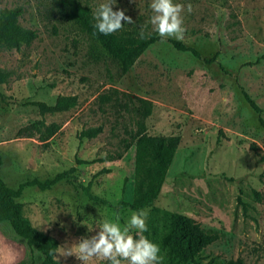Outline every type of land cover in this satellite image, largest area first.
Masks as SVG:
<instances>
[{
	"label": "rangeland",
	"instance_id": "obj_1",
	"mask_svg": "<svg viewBox=\"0 0 264 264\" xmlns=\"http://www.w3.org/2000/svg\"><path fill=\"white\" fill-rule=\"evenodd\" d=\"M80 1L93 13L104 2ZM175 2L183 5V38L162 37L123 74L54 0H2L0 11L26 7L20 24L37 30L38 38L20 50L0 49V68L11 73L8 83L0 85V176L18 189L34 179L44 182L77 169L76 179L46 191L26 186L18 199L35 228L67 247L82 236L95 235L105 218L119 216L122 224L130 218L133 210L118 204L135 197L137 142L125 148L134 134L178 137L160 195L142 209L147 212L143 235L159 246V264L169 261L163 236L172 213L191 217L218 235L196 257L198 264L238 258L264 264V130L240 89L262 108L264 117V0ZM150 3L117 0L114 10H125L133 23L122 21L116 33L159 35L150 22ZM169 39L196 49L204 59L218 54L217 62L207 64L179 52ZM61 95L77 96L78 105L44 117L28 105L53 104ZM101 95L110 101L102 104ZM142 106L150 109L146 118L139 111ZM41 119L61 127L48 144L38 135H18ZM98 126L103 132L97 137H80L83 130ZM79 184L106 203L91 200ZM137 231L133 229V235ZM8 241L0 232V264H5ZM62 255L57 250L60 264H81L75 256ZM88 264L104 262L94 258Z\"/></svg>",
	"mask_w": 264,
	"mask_h": 264
},
{
	"label": "trees",
	"instance_id": "obj_2",
	"mask_svg": "<svg viewBox=\"0 0 264 264\" xmlns=\"http://www.w3.org/2000/svg\"><path fill=\"white\" fill-rule=\"evenodd\" d=\"M54 1L66 9L71 18L94 39L107 55L115 60L123 74H128L137 60L151 46L163 39L157 34L141 37L121 35L116 32L109 35L101 34L94 27V13L91 8L84 5L80 0ZM25 13L26 7L23 5L0 11V49L20 50L22 46L30 45L38 38L37 30L25 28L20 24V18ZM168 42L177 51L190 53L207 64L217 62L218 54L211 59H204L196 49L187 46L181 41L169 39ZM10 77L11 73L9 71L0 68V85L8 83ZM240 89L248 106L258 115L259 124L264 130L262 108L243 87L240 86ZM99 99L102 104L110 101V97L107 95H101ZM138 100L145 102L142 99ZM28 105L36 106L41 116L44 117L46 114H57L73 109L78 105V98L73 95H61L56 98L53 104L33 102L28 103ZM139 111L143 118H146L150 113V109L147 106L140 107ZM60 129L61 127L58 124H46L45 120L41 119L20 129L18 135L27 138L38 135L40 142L48 144L49 140ZM102 132L103 126L89 128L83 130L80 137L91 139ZM135 141L139 150L135 197L132 202L121 201L118 206L138 211L149 206L159 197L180 139L178 137H152L140 131L132 136L131 142L126 143V150H129ZM251 149L258 154V148L255 145H251ZM261 158L264 161V156ZM2 163L3 160L0 155V169ZM76 172L77 169L72 167L58 173L53 179H48L44 182L34 179L20 184L18 189L10 188L0 176V232L8 240L21 246L24 250L22 259L16 264H57L54 255H56L59 247V242L55 238L35 228L30 220L23 215V207L18 202V199L21 198L24 188L32 186L42 191L50 190L61 181L76 179ZM79 187L91 200L106 203L99 197L92 195L89 186L79 184ZM255 196L257 199L261 198L257 192H255ZM217 239L218 235L216 233L206 232L191 217L172 213L170 215L169 229L163 236V244L169 255L168 264H198L196 257ZM226 264L246 263L242 258H238L230 260Z\"/></svg>",
	"mask_w": 264,
	"mask_h": 264
},
{
	"label": "clouds",
	"instance_id": "obj_3",
	"mask_svg": "<svg viewBox=\"0 0 264 264\" xmlns=\"http://www.w3.org/2000/svg\"><path fill=\"white\" fill-rule=\"evenodd\" d=\"M116 3L117 0H104L93 14L94 27L99 33L109 35L122 29L124 24L133 23L125 10H114ZM150 8L153 12L150 22L161 37L183 38L182 4L175 0H151ZM146 217V211L138 210L133 211L124 224L119 216L115 219L105 218L95 235L82 236L78 243L59 247L58 251L65 257L75 256L81 264H88L94 258L104 264H159L162 259L159 246L143 235L147 231ZM133 229L138 230L135 235ZM54 259L59 264L56 255Z\"/></svg>",
	"mask_w": 264,
	"mask_h": 264
},
{
	"label": "crops",
	"instance_id": "obj_4",
	"mask_svg": "<svg viewBox=\"0 0 264 264\" xmlns=\"http://www.w3.org/2000/svg\"><path fill=\"white\" fill-rule=\"evenodd\" d=\"M5 246V264H16L22 259L24 250L21 246L10 241H8Z\"/></svg>",
	"mask_w": 264,
	"mask_h": 264
}]
</instances>
